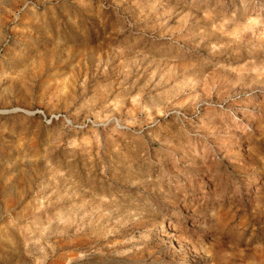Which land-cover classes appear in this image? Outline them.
<instances>
[{"label":"rangeland","instance_id":"rangeland-1","mask_svg":"<svg viewBox=\"0 0 264 264\" xmlns=\"http://www.w3.org/2000/svg\"><path fill=\"white\" fill-rule=\"evenodd\" d=\"M0 264H264V0H0Z\"/></svg>","mask_w":264,"mask_h":264}]
</instances>
